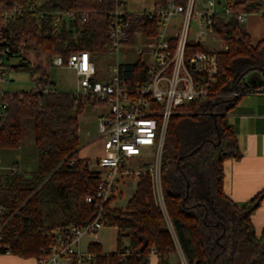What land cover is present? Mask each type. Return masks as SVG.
Masks as SVG:
<instances>
[{
	"label": "trees",
	"instance_id": "16d2710c",
	"mask_svg": "<svg viewBox=\"0 0 264 264\" xmlns=\"http://www.w3.org/2000/svg\"><path fill=\"white\" fill-rule=\"evenodd\" d=\"M155 1L161 5L166 0ZM33 2H40L43 10L85 12L88 19L60 31L46 28L36 12L6 26L0 22V40L10 49L6 73L27 72L35 85L29 92L4 91L2 97L6 108L0 153L19 148L27 120L32 122L37 153L36 169L29 176L17 171L0 174L1 245L19 257H38L52 230L83 227L96 216L94 204L85 201L94 193L96 176L87 159L78 157L79 117L96 104L56 90L47 67L55 56L105 53L111 30L104 13L111 9V0H1L0 9ZM219 6L228 8L230 15L213 18L214 31L227 47L218 55L215 97L190 103L191 114L174 115L167 125L160 162L165 213L155 202L149 178L141 175L125 209L103 207L107 226L117 229V251L98 254L100 247L90 245L95 264H148L151 252L158 264H169L177 248L186 264H264V231L257 236L250 222L264 191L238 207L223 189L225 161L241 156L235 132L223 119L246 91L264 87V39L253 46L237 15L258 13L262 4L219 0ZM148 22L144 17L129 18V33ZM29 56L42 57L46 65L31 62Z\"/></svg>",
	"mask_w": 264,
	"mask_h": 264
},
{
	"label": "built area",
	"instance_id": "2783aa9c",
	"mask_svg": "<svg viewBox=\"0 0 264 264\" xmlns=\"http://www.w3.org/2000/svg\"><path fill=\"white\" fill-rule=\"evenodd\" d=\"M111 2V9L104 12L110 18L111 30L105 53L99 55L114 56V63L105 74L96 63L97 55L87 51L72 53L66 59L55 56L51 60L52 67L75 73V96L90 99L104 110L96 119L95 138L102 143V155L86 161L96 182L93 195L86 196L85 201L94 204L97 213L83 227L70 225L52 230L48 246L37 257L38 264H95L96 255L80 251L79 241L86 235L96 237L107 226L101 211L105 206L114 207L127 180L138 181L141 175L147 176L155 202L165 213L160 162L168 122L174 115L191 114L190 103L212 101L215 97L218 55L227 47L224 45L219 51L206 47L215 43L214 37L219 38L213 18L228 17V8H220L219 0H166L161 5L155 0ZM29 12H36L41 23L54 31L72 28L88 19L85 12L43 10L40 2H33L0 9V22L6 26ZM247 16L239 13L237 19L242 23ZM132 17H144L149 22L129 33ZM194 47L203 51L198 52ZM9 53L5 40L1 39L0 125L6 108L2 97L8 84L5 66ZM245 94H264V87L250 89ZM132 164H137L135 169ZM2 228L0 224V254L9 253L1 245Z\"/></svg>",
	"mask_w": 264,
	"mask_h": 264
},
{
	"label": "crops",
	"instance_id": "0c3cea01",
	"mask_svg": "<svg viewBox=\"0 0 264 264\" xmlns=\"http://www.w3.org/2000/svg\"><path fill=\"white\" fill-rule=\"evenodd\" d=\"M232 1L234 3H241L247 0ZM257 1L261 2L262 4V9L260 12L248 14L246 21L241 23L242 29L246 34L249 35L253 46L257 45L264 39V20L262 18L264 11V0ZM215 39L216 38L214 37L215 43L211 42V45L206 48L217 51L222 50V46H224V44L219 38L218 40ZM54 88L57 90L55 85ZM96 107L98 106L95 105V107L90 109L94 110ZM100 109L102 108L100 107ZM102 110L96 115H88L84 118L86 123L89 122V127L88 124L86 126L89 128V131L86 132L87 138L83 140L82 145L78 148V157L81 159L93 158L92 155L94 153L90 150L96 146L94 145L95 143H97L96 150L98 155H94V158H98L102 155V143L99 140H95L97 135L96 119L104 112V110ZM223 123L227 127L233 128L236 135L238 149L241 155L239 159H229L224 163V194L238 207H242L244 204L254 199L258 194L264 191V94H248L241 97L235 107L226 114L223 119ZM81 151H84V154H80ZM11 168H14L15 171L20 172L16 162ZM10 169H0V171H4L3 173H8ZM121 195L122 193L120 194L119 198ZM250 222L254 227L256 235L260 236L264 231V197L259 201L258 206L250 215ZM113 228L116 231L115 251L113 253H105L95 237H91L95 238L94 240L83 244L81 240L84 236L79 241V250L82 252H90L89 246L97 245L100 247V252L98 254L107 255L116 253L117 229L115 227ZM127 246L128 242L127 245H124V247ZM180 255L181 252L177 248L176 253L169 255L168 263L171 264L172 259H175L174 264H179L176 263V258ZM148 261V264H158L157 255L154 252H151ZM0 264L38 263L37 257H19L11 253H2L0 254Z\"/></svg>",
	"mask_w": 264,
	"mask_h": 264
},
{
	"label": "rangeland",
	"instance_id": "374dc122",
	"mask_svg": "<svg viewBox=\"0 0 264 264\" xmlns=\"http://www.w3.org/2000/svg\"><path fill=\"white\" fill-rule=\"evenodd\" d=\"M133 53V52H131ZM135 57L132 55L131 59L133 60ZM31 62L46 65L45 61L42 57L36 58L35 56H29ZM16 63L15 60H11L10 64ZM96 63L98 67L102 68L103 74L107 72V69L113 65L114 56L109 55H97ZM47 75L51 82L54 83L58 91L61 92H73L76 88V78L74 73L65 68H54L52 66L47 67ZM8 80V84L4 86L3 90L6 92H29L35 88L34 83L32 82V76L27 72H12L9 71L6 76ZM91 103V102H90ZM102 109L100 107H96L94 110L90 108L85 110L79 117V139L80 146L83 143V140L87 138L86 132L89 131L87 128V124L89 127V122L86 123L84 118L88 115H96L101 112ZM103 111V110H102ZM93 125V124H91ZM94 145L97 146V143ZM96 146L91 148L90 151H93V158H89L91 160L94 159V155L97 156ZM36 149L34 146L33 140V127L32 122L27 120L24 122L23 126V136L20 143V146L16 150L2 151L0 153V169L6 170L10 169L12 165L16 162L19 168V171L24 175L29 176L36 169ZM80 154H84V151H81ZM137 164H132L131 167L135 169ZM4 171H0L2 174ZM9 172V171H8ZM137 180L131 179L124 182V185L121 186L120 191L122 193L120 198L114 202L113 206L119 209H125L129 199L132 197L135 187L137 184ZM166 227L172 232V227L169 221L166 219ZM92 236H84L81 242L84 244L92 241L96 238L97 242L101 245L102 250L105 253H113L115 251V237L116 231L113 227L105 226L99 230L95 238H91ZM124 245H127V241H123ZM84 250V249H83ZM175 259H172L171 264H174ZM176 263L186 264L184 258L180 255L176 258Z\"/></svg>",
	"mask_w": 264,
	"mask_h": 264
}]
</instances>
